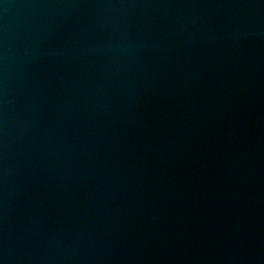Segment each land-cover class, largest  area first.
<instances>
[{
  "label": "water",
  "instance_id": "95a60500",
  "mask_svg": "<svg viewBox=\"0 0 264 264\" xmlns=\"http://www.w3.org/2000/svg\"><path fill=\"white\" fill-rule=\"evenodd\" d=\"M0 264H264V0H0Z\"/></svg>",
  "mask_w": 264,
  "mask_h": 264
}]
</instances>
